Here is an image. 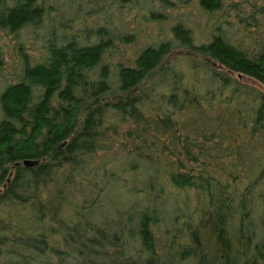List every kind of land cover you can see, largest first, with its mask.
<instances>
[{
    "label": "trees",
    "instance_id": "obj_1",
    "mask_svg": "<svg viewBox=\"0 0 264 264\" xmlns=\"http://www.w3.org/2000/svg\"><path fill=\"white\" fill-rule=\"evenodd\" d=\"M178 35L206 61L193 65L200 79L168 66L171 41L113 71L118 43L134 36L101 26L49 39L46 62L25 63L22 79L4 86L0 264H264V93L230 88L208 61L222 58L220 39L197 46ZM237 65L264 85V48ZM164 83L169 91L159 94ZM127 119L165 139L163 151L175 155L167 173L152 137H140L128 163L131 172L150 169L145 181L92 168L112 146L101 131ZM169 187L189 195L185 207Z\"/></svg>",
    "mask_w": 264,
    "mask_h": 264
},
{
    "label": "rangeland",
    "instance_id": "obj_2",
    "mask_svg": "<svg viewBox=\"0 0 264 264\" xmlns=\"http://www.w3.org/2000/svg\"><path fill=\"white\" fill-rule=\"evenodd\" d=\"M18 13H22L24 19L19 20L16 17ZM0 19L6 20L5 25L0 27V92L7 84L22 79L25 63L39 68L46 62L49 39L60 34L86 37L89 31L107 26L123 36H134L133 42L118 43L111 61L113 71L119 63H133L145 47L171 41L175 49L168 66H176L186 77L194 74L200 79L193 65L208 66L199 55L190 54L186 42L178 35L183 29L197 46L211 43L214 36L220 39L222 58L208 61L229 77L230 88L250 87L264 93L263 84L237 69L244 53L255 54L264 48V0H0ZM6 23L11 24L13 32L6 27ZM205 89L207 86H203ZM168 91L166 83L158 87L159 94ZM165 112L172 113L173 110L167 106ZM150 113L155 118L162 116L156 102ZM217 115L214 112L213 116ZM109 126L113 127L104 128L101 137L112 146L94 156L92 168L114 171L128 182L145 181L150 176V169L145 172L136 167L138 170L131 172L128 163L136 146H139L140 137H152L157 143V147L151 149L152 155L161 159L164 172L170 170V162L175 161V155L163 151L167 144L164 138L159 139L151 130L144 132L143 127L133 119L123 123L117 120ZM29 151L32 155L38 153V148ZM117 190L120 192L121 189ZM169 191L176 197L179 195L178 202H181L182 208L186 206L184 200L189 196L186 192L176 193L170 187L167 193ZM193 196L190 193V197Z\"/></svg>",
    "mask_w": 264,
    "mask_h": 264
},
{
    "label": "water",
    "instance_id": "obj_3",
    "mask_svg": "<svg viewBox=\"0 0 264 264\" xmlns=\"http://www.w3.org/2000/svg\"><path fill=\"white\" fill-rule=\"evenodd\" d=\"M24 165L26 167H32L33 165H35V162L34 161H31V160H26V161H24Z\"/></svg>",
    "mask_w": 264,
    "mask_h": 264
}]
</instances>
